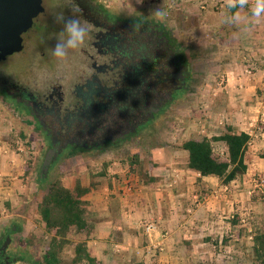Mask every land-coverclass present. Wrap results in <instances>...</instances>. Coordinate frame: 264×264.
I'll return each instance as SVG.
<instances>
[{
  "label": "crops",
  "instance_id": "crops-1",
  "mask_svg": "<svg viewBox=\"0 0 264 264\" xmlns=\"http://www.w3.org/2000/svg\"><path fill=\"white\" fill-rule=\"evenodd\" d=\"M208 1H221V11L213 14L208 5L211 24L202 29L201 20L194 35L201 36L207 27L211 33L219 28L223 40L220 55L214 47L194 53V59L205 64L202 73L195 71L191 88L192 96L202 90V98L195 101L202 115L188 125L184 115L175 125L167 124L177 131L190 130L194 138L218 136L226 126L248 134L247 170L229 184L189 171L188 155L178 148L187 139L180 141L166 127L163 141L139 144L144 155L132 170L77 177L81 186L90 188L83 197L85 218L94 225L87 246L102 264H222L224 254L236 259L241 253L236 228L246 214L242 211H250L253 226L262 224L264 194H257L251 179L264 177V15L252 16L254 0L243 10L227 9L226 0ZM237 12L239 19H234ZM15 143L0 126V232L9 222L19 226L16 235L21 236L22 224L32 222L26 207L32 210L35 205L33 216L39 219L36 206L42 194L36 188L35 160ZM216 144L225 157L226 147ZM74 185L66 187L72 190ZM148 224L154 229L145 232Z\"/></svg>",
  "mask_w": 264,
  "mask_h": 264
},
{
  "label": "flooded vegetation",
  "instance_id": "flooded-vegetation-1",
  "mask_svg": "<svg viewBox=\"0 0 264 264\" xmlns=\"http://www.w3.org/2000/svg\"><path fill=\"white\" fill-rule=\"evenodd\" d=\"M39 6L28 26H17L18 52L5 54L9 47L0 41V68L14 57L24 61L18 74L0 69V99L29 122L51 157L49 168L65 159L126 155L171 122L193 86L196 46L170 19L122 13L100 0H39ZM60 15L88 31L62 59L52 53L63 30ZM5 252L1 246L0 264H15Z\"/></svg>",
  "mask_w": 264,
  "mask_h": 264
},
{
  "label": "rangeland",
  "instance_id": "rangeland-1",
  "mask_svg": "<svg viewBox=\"0 0 264 264\" xmlns=\"http://www.w3.org/2000/svg\"><path fill=\"white\" fill-rule=\"evenodd\" d=\"M105 5H108L114 10L120 11L122 13H150L154 14L156 18L158 19H170L172 21V24L175 26V30L180 34V36L185 37V41L190 42V46H196L195 50L197 51H205L211 49L210 47H214V49L217 50L218 55H220L221 51V41L223 40L221 38V32L218 28V30H214V32L211 33V29L209 27L206 28V32H201V36L194 35V29L196 26L201 22V20L204 22L202 25V29H204L205 25H210V19H211V13H208V5L213 8V14H216V12L221 11L220 5L221 1H215V4L210 5L208 0H100ZM218 8V9H216ZM157 11H162L165 13V15L161 18L156 16ZM211 14V15H210ZM209 15V20L208 16ZM216 17V16H215ZM207 19V21H206ZM215 19V18H214ZM174 20V21H173ZM219 27V25L217 26ZM217 29V28H216ZM208 33H210L211 37L208 38ZM49 37H46L45 39L48 40ZM47 42V41H46ZM216 44L213 46L211 43ZM206 47V48H205ZM194 54V53H193ZM195 55V54H194ZM24 61L22 59H16L15 57L13 59H10L8 64L1 67V71L8 72L10 74H18L21 72L23 68ZM205 68L204 60L203 59H195L194 60V69L196 71L203 72ZM203 85V84H202ZM200 90L197 92V94L192 96V93L188 94V99L181 103L174 115V118L171 120V123H178L180 120V115H184L187 120V125L191 123L193 118H197L200 115H202V111L200 108L197 109V104L195 101L200 100L202 96H200ZM204 97V96H203ZM195 110H199V112H194ZM195 114V116H193ZM0 126L2 130L6 133L8 138L13 139V141H17L22 151L26 153L28 157H31V162L35 160L36 164V176L35 180L37 181V173L38 169L41 166V162L43 160L44 154L43 150L41 149V145L36 140V136L34 133L33 128L30 126L29 122L24 118V115L19 112L13 104H9L6 100L0 99ZM170 133H173L175 137H178L180 141L184 139H188L189 137H193L192 132L190 130H181L177 131L172 127V124H166L161 129H158V131L154 132L152 136H150L148 141H156L160 142L163 141L165 138L161 137L163 132L166 130ZM168 136L171 137L170 134ZM201 138V137H200ZM182 139V140H181ZM178 140V141H179ZM215 146V153L220 156L224 157V150L222 146L218 144H214ZM140 149L135 152L136 150H130L125 151V154H122L121 151H119L116 154L111 155H98L92 158H72V159H65L61 161L56 165V170H54L53 177H59L62 183L67 186L69 183L74 184L77 177H88L90 179L94 178L95 175L99 173H117L121 171H129L132 170L129 166V162L126 161L127 155H134L136 153L137 157L140 158L144 155L142 152L145 150L144 147L139 145ZM136 147V148H139ZM144 148V149H143ZM54 165V166H55ZM59 169V171H58ZM127 173V172H126ZM117 175V174H116ZM264 178V177H263ZM90 183H93L90 182ZM36 187H38V192L42 194L41 191V185L37 183ZM258 192V191H257ZM40 194H38L36 197H38ZM258 195L261 193H257ZM34 201V200H33ZM33 201L31 203H33ZM262 204V203H261ZM35 205L29 208V205L26 207V212L30 218H32V222L24 223L23 225V233L21 236L16 235V233L12 234V238L15 239L10 247H8V252L5 255L12 256L11 253L16 249H20L21 247L24 249L25 247L32 251V258H28L26 260L20 261L15 264H29L28 262L30 260V264H40L39 261V253L42 252V247L44 245V242L48 239V235L44 233L43 225L40 221V219H37L35 217V214L33 216V212H35L34 209ZM244 216L238 219V225L239 228H236V233L239 234L240 240H239V247L242 248L241 253L236 257V259H226L225 256L222 257V264H254L253 262V255L251 252V243L252 240H249L248 237L253 234L254 227L251 222V213L248 209L242 211ZM261 216V215H260ZM34 217V218H33ZM241 221V222H239ZM11 224L8 222L5 224V229H9ZM22 227V226H21ZM31 229V230H30ZM30 230V231H29ZM250 230V232H248ZM1 231V230H0ZM5 232L7 230H4ZM27 231V232H26ZM0 232L2 237H5L6 233ZM29 239V242L31 244H27L26 239ZM2 238H0V241ZM5 241V240H4ZM1 244V243H0ZM3 245V244H2ZM1 247V245H0ZM21 248V250H23ZM71 248H67L66 255L70 254ZM15 252V251H14ZM36 256V258H35ZM30 259V260H29ZM16 260V259H15ZM216 262H218L216 259H214Z\"/></svg>",
  "mask_w": 264,
  "mask_h": 264
},
{
  "label": "trees",
  "instance_id": "trees-1",
  "mask_svg": "<svg viewBox=\"0 0 264 264\" xmlns=\"http://www.w3.org/2000/svg\"><path fill=\"white\" fill-rule=\"evenodd\" d=\"M250 139L248 134L235 132L226 126L224 132L218 136L192 137L183 141L178 148L188 155L187 169L189 171L202 177L213 176L223 184H229L245 174L247 170L245 153ZM216 143L226 147L225 157H220L215 153L214 144ZM126 161L129 162L130 167H133L138 164L139 158L135 153L127 155ZM54 170H56V165L48 169L45 178L39 176V169L37 173V183L41 185L42 196L36 210L44 233L48 235L42 252L39 253L40 264H102L91 254L87 246L94 225L85 218L86 203L83 197L90 192V188L83 187L79 181H75L74 188L70 190L59 177H53ZM36 188L38 190V187ZM261 223L253 226L251 252L254 264H264V217ZM13 226L15 230H12V225L9 229H5L7 231L0 241L1 246L7 236L11 239L10 245L12 244V234L20 230L16 224ZM26 242L31 244L28 238ZM69 247L71 248L70 254L66 255L65 252ZM21 248L11 253V257L15 258L16 262L32 258L30 247L29 250L26 247L22 248L23 250Z\"/></svg>",
  "mask_w": 264,
  "mask_h": 264
},
{
  "label": "water",
  "instance_id": "water-1",
  "mask_svg": "<svg viewBox=\"0 0 264 264\" xmlns=\"http://www.w3.org/2000/svg\"><path fill=\"white\" fill-rule=\"evenodd\" d=\"M40 10L39 0H0V41L4 38L6 44H4V48L9 47L5 54H12L20 50L21 43L17 34V26L19 24L28 26ZM9 42H11V46H7ZM50 163L51 157L46 154L39 168L40 177L45 178L47 176ZM10 242L11 239L7 236L2 245L3 252Z\"/></svg>",
  "mask_w": 264,
  "mask_h": 264
},
{
  "label": "clouds",
  "instance_id": "clouds-1",
  "mask_svg": "<svg viewBox=\"0 0 264 264\" xmlns=\"http://www.w3.org/2000/svg\"><path fill=\"white\" fill-rule=\"evenodd\" d=\"M247 4L248 0H226V7L229 10H243ZM251 14L257 19L264 15V0H254ZM164 15L162 11L156 12L158 17L162 18ZM233 18L239 19V13H234ZM57 22L63 23V30L58 34L59 40L53 47L52 53L55 57L62 59L67 56L68 49H76L84 44L88 31L78 19L65 20L63 15H60L57 17Z\"/></svg>",
  "mask_w": 264,
  "mask_h": 264
},
{
  "label": "built area",
  "instance_id": "built-area-1",
  "mask_svg": "<svg viewBox=\"0 0 264 264\" xmlns=\"http://www.w3.org/2000/svg\"><path fill=\"white\" fill-rule=\"evenodd\" d=\"M251 183L254 185V186H253V187H254V190H256V191H258V192L264 194V178H263V177H261V176L253 177V178L251 179ZM153 229H154V226H153L152 224L144 225V230H145V232L152 231ZM248 232H250V230H249ZM248 239H249V240H252V235H250V236L248 237ZM219 248H221V243H219V247H218V249H219ZM221 250H222V249H221ZM223 251H224V250H223ZM223 251H221V252H223ZM223 254H224V252H223ZM224 256H225V254H224Z\"/></svg>",
  "mask_w": 264,
  "mask_h": 264
}]
</instances>
